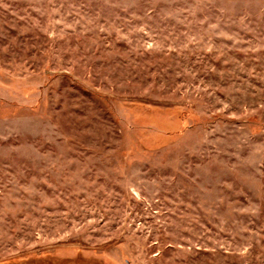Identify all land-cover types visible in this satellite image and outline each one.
I'll return each mask as SVG.
<instances>
[{"label":"rangeland","instance_id":"374dc122","mask_svg":"<svg viewBox=\"0 0 264 264\" xmlns=\"http://www.w3.org/2000/svg\"><path fill=\"white\" fill-rule=\"evenodd\" d=\"M0 264H264V0H0Z\"/></svg>","mask_w":264,"mask_h":264}]
</instances>
